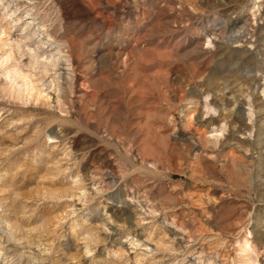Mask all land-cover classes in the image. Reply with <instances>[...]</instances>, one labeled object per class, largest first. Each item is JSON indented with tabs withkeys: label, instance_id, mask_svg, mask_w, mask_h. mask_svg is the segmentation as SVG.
<instances>
[{
	"label": "rangeland",
	"instance_id": "1",
	"mask_svg": "<svg viewBox=\"0 0 264 264\" xmlns=\"http://www.w3.org/2000/svg\"><path fill=\"white\" fill-rule=\"evenodd\" d=\"M0 264H264V0H0Z\"/></svg>",
	"mask_w": 264,
	"mask_h": 264
},
{
	"label": "bare ground",
	"instance_id": "2",
	"mask_svg": "<svg viewBox=\"0 0 264 264\" xmlns=\"http://www.w3.org/2000/svg\"><path fill=\"white\" fill-rule=\"evenodd\" d=\"M89 251V250H88ZM139 261V260H138Z\"/></svg>",
	"mask_w": 264,
	"mask_h": 264
}]
</instances>
